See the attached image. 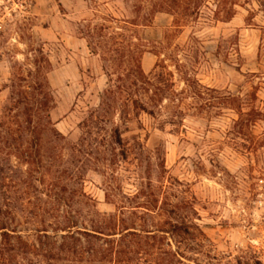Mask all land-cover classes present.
<instances>
[{"label": "rangeland", "instance_id": "rangeland-1", "mask_svg": "<svg viewBox=\"0 0 264 264\" xmlns=\"http://www.w3.org/2000/svg\"><path fill=\"white\" fill-rule=\"evenodd\" d=\"M122 207L193 224L158 232L187 264H264V0H0V220L38 244ZM37 253L6 257L73 264Z\"/></svg>", "mask_w": 264, "mask_h": 264}, {"label": "trees", "instance_id": "trees-1", "mask_svg": "<svg viewBox=\"0 0 264 264\" xmlns=\"http://www.w3.org/2000/svg\"><path fill=\"white\" fill-rule=\"evenodd\" d=\"M122 21L125 26L120 28L131 31L132 34L130 36L119 34V37H112L111 42L128 50V56L136 66V73L142 76L144 75L143 56L146 52L152 51L146 50L143 44L136 48L134 39L138 41L141 39L134 34L136 32L133 27H138L139 24L128 20ZM176 24L175 20L173 26L177 27ZM109 28V26H103L100 29L107 30ZM88 36L92 39L95 37L91 28H88ZM169 37L170 33H167L165 39ZM89 46H91L90 42ZM136 49L138 50L136 51ZM113 60L112 58L109 59L111 62ZM158 66L159 64L155 65L156 68ZM238 114L237 126H242L246 120L255 121L260 115L255 110L247 113L239 110ZM62 137L66 138L65 136ZM122 208L121 214L124 217L120 218L119 221L116 215L101 214L102 219L94 223L91 230L79 228L75 230L73 229L75 225H66L53 230L56 236L49 234L48 228L38 230V244L25 241L19 231L11 229L9 222L2 219L0 220V264H12V260L6 257L10 253L17 251L30 253L32 250L37 256L40 255L37 252L42 250L43 256L48 261L64 259L73 264H187L184 261L186 259L185 254L181 252L180 247L175 250L171 248L169 239L159 235L158 232L176 235L183 239V241L179 240L178 243L183 244V236L190 234L194 227L193 224L183 220L182 222L170 223V227L165 230L138 229L135 226V219L139 217L138 213L135 212L136 210H133V207L127 208L129 209L127 211H130V216L127 218L125 212H122L125 211V208ZM129 221H132V226H130ZM59 230L63 232L60 237L61 240L56 238ZM30 261L31 264L40 263L33 259ZM238 264H241L240 260Z\"/></svg>", "mask_w": 264, "mask_h": 264}, {"label": "crops", "instance_id": "crops-1", "mask_svg": "<svg viewBox=\"0 0 264 264\" xmlns=\"http://www.w3.org/2000/svg\"><path fill=\"white\" fill-rule=\"evenodd\" d=\"M147 53H145V55L143 56V59H142V66L146 69V66H145V63H146V59H147V56H146Z\"/></svg>", "mask_w": 264, "mask_h": 264}]
</instances>
